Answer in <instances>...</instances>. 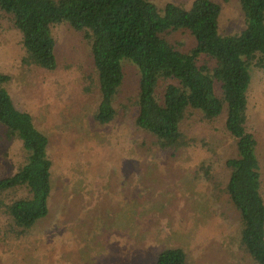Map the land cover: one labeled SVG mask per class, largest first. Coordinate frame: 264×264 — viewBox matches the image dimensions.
Returning a JSON list of instances; mask_svg holds the SVG:
<instances>
[{"label": "rangeland", "instance_id": "obj_1", "mask_svg": "<svg viewBox=\"0 0 264 264\" xmlns=\"http://www.w3.org/2000/svg\"><path fill=\"white\" fill-rule=\"evenodd\" d=\"M151 1L159 9L169 2L185 7L193 2ZM215 1L222 5L220 31H241L239 1ZM53 33L57 68L27 66L21 34L0 10V70L11 76L6 87L48 134L54 162L46 218L15 237L0 212V264H154L158 252L169 246L184 248L187 264H255L240 242L239 213L223 191L230 174L225 162L236 155L225 114L208 122L200 112L189 113L182 123L189 145L174 154L158 148L134 125L137 111L131 99L139 71L124 61L118 114L99 126L90 45L67 23ZM167 37L184 52L195 44L185 30ZM252 76L248 126L258 139L264 179V72L254 68ZM22 154L19 140L0 138V178L15 170ZM204 162L211 166L210 175Z\"/></svg>", "mask_w": 264, "mask_h": 264}, {"label": "trees", "instance_id": "obj_2", "mask_svg": "<svg viewBox=\"0 0 264 264\" xmlns=\"http://www.w3.org/2000/svg\"><path fill=\"white\" fill-rule=\"evenodd\" d=\"M238 1L244 28L237 33L220 31L222 5L215 0H193L189 7L169 2L163 9L151 0H0V10L21 34L27 66L57 68L56 26L67 23L83 32L100 94L94 114L99 126L118 114L124 61L139 71L131 99L134 125L158 148L174 154L189 145L182 129L189 113L200 112L208 122L225 114L236 155L225 162L230 174L223 191L239 213L242 247L255 264H264L263 167L248 126L252 71L264 72V0ZM178 30L194 37L189 51L167 37ZM10 80L0 70V138L19 140L23 158L0 178V212L8 232L21 237L50 214L54 162L48 134L30 111L18 107L6 87ZM202 166L210 175L211 166ZM154 264H187V255L180 246L165 247Z\"/></svg>", "mask_w": 264, "mask_h": 264}]
</instances>
